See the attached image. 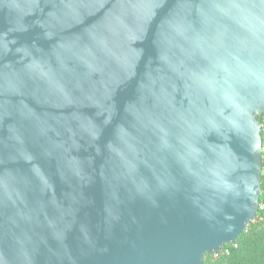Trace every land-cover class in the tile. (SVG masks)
<instances>
[{
	"label": "water",
	"instance_id": "95a60500",
	"mask_svg": "<svg viewBox=\"0 0 264 264\" xmlns=\"http://www.w3.org/2000/svg\"><path fill=\"white\" fill-rule=\"evenodd\" d=\"M263 112L264 0H0V264H202Z\"/></svg>",
	"mask_w": 264,
	"mask_h": 264
},
{
	"label": "trees",
	"instance_id": "16d2710c",
	"mask_svg": "<svg viewBox=\"0 0 264 264\" xmlns=\"http://www.w3.org/2000/svg\"><path fill=\"white\" fill-rule=\"evenodd\" d=\"M261 124V116L257 117ZM262 150L264 135L260 132ZM259 205L254 221L249 223L235 241L225 245L215 254H204L202 264H264V150L261 153Z\"/></svg>",
	"mask_w": 264,
	"mask_h": 264
},
{
	"label": "built area",
	"instance_id": "2783aa9c",
	"mask_svg": "<svg viewBox=\"0 0 264 264\" xmlns=\"http://www.w3.org/2000/svg\"><path fill=\"white\" fill-rule=\"evenodd\" d=\"M260 116H261V119H262L261 124L259 123L260 124V132H263V135H264V112ZM261 208H262V206L258 205V209H261Z\"/></svg>",
	"mask_w": 264,
	"mask_h": 264
}]
</instances>
